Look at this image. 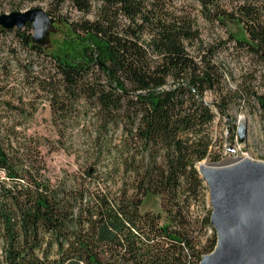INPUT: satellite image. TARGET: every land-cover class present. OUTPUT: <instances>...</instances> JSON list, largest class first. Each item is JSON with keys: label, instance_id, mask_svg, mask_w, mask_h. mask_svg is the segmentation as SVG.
Instances as JSON below:
<instances>
[{"label": "trees", "instance_id": "trees-1", "mask_svg": "<svg viewBox=\"0 0 264 264\" xmlns=\"http://www.w3.org/2000/svg\"><path fill=\"white\" fill-rule=\"evenodd\" d=\"M3 1L45 4L66 23L63 44L50 49L33 43L32 24L0 32L49 65L35 86L57 143L84 118L90 156L54 181L39 146L0 140V264H201L218 237L211 213L192 219L190 201L207 184L198 166L222 161L205 97L217 94L223 118L232 105L255 106L264 138V0H191L207 22L247 36L215 44L177 0ZM229 43L251 66L235 89L218 59ZM147 196L160 199L165 221L141 212Z\"/></svg>", "mask_w": 264, "mask_h": 264}, {"label": "rangeland", "instance_id": "rangeland-1", "mask_svg": "<svg viewBox=\"0 0 264 264\" xmlns=\"http://www.w3.org/2000/svg\"><path fill=\"white\" fill-rule=\"evenodd\" d=\"M228 1V3L236 2V0ZM177 2L185 9L191 10L204 43L228 42L229 34L247 38L238 25L229 24L223 27L217 23L207 22L201 14L200 7L191 0H177ZM32 9L46 11L47 6L35 3L19 8L9 1L0 0V17L15 12L24 13ZM67 11L72 12L70 9ZM54 28L56 32L50 36L51 48L63 44L68 30L66 23L60 19H57ZM233 47V43L227 44L219 52L218 59L229 67L226 76L227 87L235 89L242 73L251 66L245 57L233 50ZM48 66L42 59L25 50L18 42L15 32H0V140L5 141L6 145L7 140L11 139L14 145L25 144L33 148L39 146V152L47 164L50 177L54 181H59L67 179L72 173L78 172L87 165L90 154L85 145L89 132L87 121L81 118L77 126L68 128L66 138L57 143L59 134L52 122L50 105L35 86L38 73L43 67L48 68ZM217 100V94L214 92H209L205 97V102L218 115L211 128L212 137L218 145L216 151L222 156V161L216 164L232 165L247 160L264 165V138L257 108L242 103L232 105L228 116L223 118L216 108ZM241 127L245 128L243 139L239 136ZM205 164L210 163L205 162ZM204 187L199 196L190 201V216L195 221L203 219L210 213L211 216L213 214L209 189H206L207 184ZM141 212L159 214L163 221L166 220L161 201L155 196H147L144 199ZM213 234L212 230L207 228L202 242L205 243Z\"/></svg>", "mask_w": 264, "mask_h": 264}, {"label": "water", "instance_id": "water-1", "mask_svg": "<svg viewBox=\"0 0 264 264\" xmlns=\"http://www.w3.org/2000/svg\"><path fill=\"white\" fill-rule=\"evenodd\" d=\"M32 24L33 43L50 49L55 21L43 9L0 17V28L22 29ZM239 136L243 139L245 128ZM213 208L211 223L218 244L201 264H264V165L240 161L232 165L201 163Z\"/></svg>", "mask_w": 264, "mask_h": 264}, {"label": "bare ground", "instance_id": "bare-ground-1", "mask_svg": "<svg viewBox=\"0 0 264 264\" xmlns=\"http://www.w3.org/2000/svg\"><path fill=\"white\" fill-rule=\"evenodd\" d=\"M242 124H244V122H242ZM229 165V164H228Z\"/></svg>", "mask_w": 264, "mask_h": 264}, {"label": "built area", "instance_id": "built-area-1", "mask_svg": "<svg viewBox=\"0 0 264 264\" xmlns=\"http://www.w3.org/2000/svg\"><path fill=\"white\" fill-rule=\"evenodd\" d=\"M236 163H238V162H236ZM236 163H234V164H236Z\"/></svg>", "mask_w": 264, "mask_h": 264}]
</instances>
